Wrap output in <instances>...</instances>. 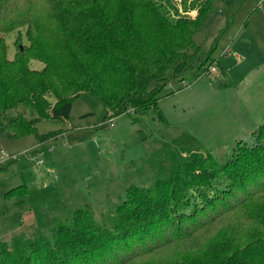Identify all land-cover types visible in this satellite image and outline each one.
Wrapping results in <instances>:
<instances>
[{
	"label": "trees",
	"instance_id": "16d2710c",
	"mask_svg": "<svg viewBox=\"0 0 264 264\" xmlns=\"http://www.w3.org/2000/svg\"><path fill=\"white\" fill-rule=\"evenodd\" d=\"M224 1L0 0V114L16 112L5 130L17 140L35 135L40 120H67L84 95L102 102L106 120L152 110L168 125L158 96L171 80L194 71L196 79L216 62L217 39L204 50V27ZM11 33L13 58L5 41ZM31 61L42 68L32 69ZM22 107L37 118L27 119ZM252 136L251 146L238 141L224 163L192 135L164 143L153 153L152 184L128 186L102 224L87 206L68 218L53 216L47 232L0 241V264H264V123ZM28 153L35 167L43 164ZM221 173L225 182L213 181ZM198 186L205 190L197 199L190 190ZM249 202L239 216L243 242L232 233L201 237ZM173 245L188 254L156 258Z\"/></svg>",
	"mask_w": 264,
	"mask_h": 264
},
{
	"label": "rangeland",
	"instance_id": "374dc122",
	"mask_svg": "<svg viewBox=\"0 0 264 264\" xmlns=\"http://www.w3.org/2000/svg\"><path fill=\"white\" fill-rule=\"evenodd\" d=\"M204 32V50L217 39L213 52L216 62L196 79L194 71L184 81L171 80L161 91L159 107L168 125L155 120L154 112L148 110L114 117L113 127H109V112L91 95L73 103L67 120H40L36 134L20 140L4 127L16 112L0 114V166H6L3 170L0 167V241L47 232L48 220L53 216L68 218L78 207H90L95 222L102 224L128 186L152 184L153 153L183 134L192 135L220 163L228 159L238 141L252 145V133L264 123V0H225ZM16 37V33L6 37L9 58L14 57ZM21 38L25 43L23 34ZM30 66L42 68L38 61H31ZM20 110L29 120L37 118L31 108ZM51 132L50 138L37 140ZM30 151L43 159L41 166L30 161ZM222 174L213 181L225 182ZM198 190L205 189L198 186L190 190L197 199ZM251 203L216 220L201 237L206 240L232 233L237 243L243 242L240 239L245 230L241 228L246 222L239 216L253 206ZM181 252L188 254L184 247L173 245L156 258Z\"/></svg>",
	"mask_w": 264,
	"mask_h": 264
},
{
	"label": "built area",
	"instance_id": "2783aa9c",
	"mask_svg": "<svg viewBox=\"0 0 264 264\" xmlns=\"http://www.w3.org/2000/svg\"><path fill=\"white\" fill-rule=\"evenodd\" d=\"M108 126H109V127H113V119L108 120Z\"/></svg>",
	"mask_w": 264,
	"mask_h": 264
},
{
	"label": "crops",
	"instance_id": "0c3cea01",
	"mask_svg": "<svg viewBox=\"0 0 264 264\" xmlns=\"http://www.w3.org/2000/svg\"><path fill=\"white\" fill-rule=\"evenodd\" d=\"M29 151V150H28Z\"/></svg>",
	"mask_w": 264,
	"mask_h": 264
}]
</instances>
